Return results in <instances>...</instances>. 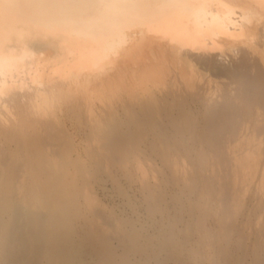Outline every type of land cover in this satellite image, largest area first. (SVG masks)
Masks as SVG:
<instances>
[{"label": "bare ground", "instance_id": "obj_1", "mask_svg": "<svg viewBox=\"0 0 264 264\" xmlns=\"http://www.w3.org/2000/svg\"><path fill=\"white\" fill-rule=\"evenodd\" d=\"M68 1L0 0V26L59 19L48 12L76 11ZM113 1L108 18L137 0ZM155 7L115 24L133 38L103 72L0 99V264H264V58L237 48L223 64L202 49L216 36L205 42L194 22L195 11L222 12L226 29L242 31L232 13L264 12V0ZM98 12L59 39L38 41L39 28L29 41L46 57L73 39L63 65L82 69L103 52ZM11 67L0 84L33 68ZM206 69L228 82L215 86Z\"/></svg>", "mask_w": 264, "mask_h": 264}, {"label": "rangeland", "instance_id": "obj_2", "mask_svg": "<svg viewBox=\"0 0 264 264\" xmlns=\"http://www.w3.org/2000/svg\"><path fill=\"white\" fill-rule=\"evenodd\" d=\"M119 1L121 2V0ZM158 1L159 0H137L131 5L133 7L132 10H130L127 13H125L124 8L120 5V7L116 8L117 16L108 18L106 14V10L109 9L111 12H113L114 10L112 11L111 8L113 7V5L118 4L119 2H115L113 0H97V1L69 0L66 3V6L70 9L76 6V11H71V12L66 11L65 13H58L54 10H50L48 12L50 15L53 16L57 15L58 17H60L59 19L45 18V21L44 20L31 21L29 23L18 22L17 24L16 23L13 24L17 27L14 29H9L10 28L9 24L4 25L5 27L0 26V49L1 51L4 50L3 54H5L4 55L5 58L1 57L0 55V76L3 74L4 71L11 70L12 68L11 66L17 64L25 68L33 67L31 70H29L28 73L29 75L28 74L26 75L25 81L17 82L15 84H0V99L1 100L7 99L8 101L10 97H14L16 95L21 96L23 94L25 95L31 93L34 89L37 90L43 89L45 88V86L52 85L57 81L73 79L81 74L84 76L85 75L89 76L92 74L103 72L105 68L110 65L112 61L119 58V56L120 57L122 56L123 48L126 49L127 46L129 45L127 43L128 39H126L125 37L129 39L133 38L131 34L132 29L125 30L126 31L125 33L127 34V35L125 34L126 36L124 35L125 37L124 36L117 37L118 32H116L115 30L114 32H112V29H115L114 27H116L115 24L126 26L127 23L140 19L141 16H145V18L148 19H150L151 16L154 17L153 15L149 14L151 13L149 11V7L151 6V8H156L155 6ZM101 2L104 3L106 2V4H108L106 8L105 7L100 8ZM167 3L168 2H166L167 5L166 14L168 16L176 20H180L181 18L185 19V16H183L181 12V10H183L182 6L171 5L170 3L168 4ZM89 5H94V6L91 7ZM138 6H141L143 10L137 8ZM10 7H15V6L11 4ZM17 8H19V6H17ZM88 8H93L97 10V12L98 11L100 12V13L98 12V20H100L99 24L101 25L99 32L100 35L103 38H105V40L102 44V48H103L102 54H100L98 58L90 61L87 64H84L82 66V69L80 67L76 68L75 66H72L70 63L63 65L64 63L69 62L72 59V58L69 59L72 56L70 52L73 51V47H75L76 44L75 42L73 43V39L71 42L67 44L68 47L72 43L70 47L68 48L66 47L65 52L63 53L58 52L46 57H44L39 52L38 50L39 47L37 44L33 45L29 41V39H31L30 36H32L34 32L39 28L41 29L37 31L38 33L41 34V36L39 35L37 38L39 39L38 41H43L45 38L59 39V37H63L60 36L63 35L64 33L63 32L64 30L62 28H69L70 26H75V25L78 26L86 25L88 22L84 21V19L89 15L87 14ZM100 9H103V11L105 9V11L102 12L100 11ZM147 10L149 11V13L147 12ZM151 11H153V9H151ZM195 12H196L195 13L196 19L194 22L196 23V26L202 24L203 28L201 30L204 38H206L205 42H207V37L209 41L210 40L209 38L211 36H216L215 44L206 43L202 46V49L206 48L208 51L212 52L214 55H216V57L219 58V60L223 64L224 63L227 64L230 62L226 58H229L230 52H232V50H236L237 48H239V50L240 48L243 49L248 48L251 50H254L255 48L258 51L257 52L258 54H256V56L257 57L260 56L264 58V12L262 8H248V9L237 8V11L235 13H232L236 16L238 27H242V31L239 28L233 30L226 29L224 25H222V19H221L222 12L203 13L200 10ZM15 13H17V11ZM153 23H154V19H151L150 25H152ZM145 25L147 26V24ZM36 26L38 27L36 28ZM45 27L47 30L44 29ZM58 28H61V31L56 32ZM27 30L33 32L27 35ZM50 32H52L53 34H49ZM22 34L24 35V37H22L23 36ZM131 41L129 43H131ZM138 53L139 54L144 53L145 55V50L141 49V51ZM141 54L140 56H143ZM60 59L62 60L61 62ZM187 67H189L187 68L188 70L192 69L193 67L192 63H191V67H190V63ZM194 70L195 68L193 69V71ZM204 71H202V73H204L205 76L203 74L202 76L208 78L207 77L208 75L210 80L211 79L214 80L213 82H215L216 84L215 86L217 87L220 86V83L223 84V82H228V78H226L225 76H219L214 74L216 72L214 70L210 71L209 69H206ZM49 99L50 98H48V100H45V103L42 102L44 103L43 107H45L47 110L52 107L51 106L52 102L50 103L51 100L49 101ZM8 102L7 104H9ZM5 109L7 110V108ZM5 109L3 110V112L5 111Z\"/></svg>", "mask_w": 264, "mask_h": 264}]
</instances>
